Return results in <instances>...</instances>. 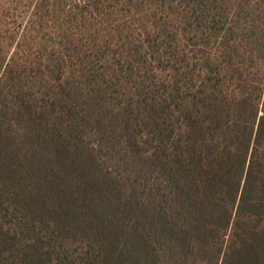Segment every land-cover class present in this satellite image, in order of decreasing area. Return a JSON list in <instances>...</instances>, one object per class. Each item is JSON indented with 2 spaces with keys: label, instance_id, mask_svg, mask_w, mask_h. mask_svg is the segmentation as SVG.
<instances>
[{
  "label": "trees",
  "instance_id": "obj_1",
  "mask_svg": "<svg viewBox=\"0 0 264 264\" xmlns=\"http://www.w3.org/2000/svg\"><path fill=\"white\" fill-rule=\"evenodd\" d=\"M0 264H264V0H0Z\"/></svg>",
  "mask_w": 264,
  "mask_h": 264
}]
</instances>
